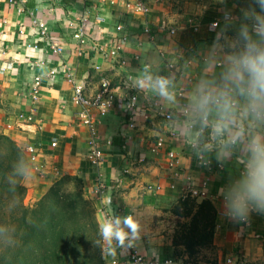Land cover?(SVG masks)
<instances>
[{"label":"crops","instance_id":"0c3cea01","mask_svg":"<svg viewBox=\"0 0 264 264\" xmlns=\"http://www.w3.org/2000/svg\"><path fill=\"white\" fill-rule=\"evenodd\" d=\"M18 1L21 4L13 6L9 0H0V130L21 148L31 142H40L44 154L42 160L46 165L60 168L61 176L81 178L88 198L97 207L99 222L117 206L122 208L121 216L131 214L139 219L142 231L136 244L145 257L172 259L173 264H192L187 256L176 253L172 232L165 230V221L173 216L171 211L177 205L176 201L184 198V180L207 181L209 193L222 198L224 188L239 176L244 161L238 153L228 160L218 159L209 141L202 147L211 149L206 152L214 162L222 164L224 170L201 167V153L186 141L184 133L176 140L167 135L169 126L174 122H167L164 115L177 113L176 105L164 102L146 89L149 98L158 100L161 111L149 109L147 102H142L136 129L127 126L118 105L99 126L100 147L105 156L100 171L87 159L89 130L78 124V108L71 100L73 87L63 79L54 87L44 80L39 103V116L44 121L41 132L31 133L21 129V121L12 128L8 125L16 124L17 115L28 112L30 108L26 93L39 72L29 63L47 61L56 68L62 63L51 52H40L30 47L34 41V20L46 23L52 38L65 50V62L80 82L88 85L91 93L98 89L102 74L111 78L117 87L123 75L134 76L148 65L154 74L173 78L177 99L183 103L201 76L213 73L212 68H204V57L218 40L221 45L225 43L218 32L214 34L209 30L216 17L207 6H202L204 2L200 7L189 3L191 0H147L150 12L146 15L132 14L127 9V2L132 0ZM98 14L103 15L106 21L99 29H92L88 52L78 57L75 53L77 44L72 39L76 22L85 16L92 19ZM119 24L125 26L127 36L121 54L123 66L118 61H105L91 50L94 43L101 44L118 37L115 27ZM20 26L25 27L24 37L18 34ZM146 29L152 33H144ZM10 64L11 68L6 72L1 71L2 67ZM168 64L174 65L175 69L169 70ZM96 67L102 68L103 73H98ZM45 71V68L40 69L41 73ZM180 92L183 93L182 98L178 96ZM148 113L151 114L150 119L146 117ZM207 135L206 132L205 138ZM159 138L166 140L167 147L154 155L150 149ZM53 141H58L56 149L51 147ZM169 152L175 153L179 159L175 169L169 168L166 156ZM25 157L27 172L24 184L30 195L40 198L50 184L31 172L32 163L27 154ZM141 159L145 161L140 162ZM124 168H128L130 173L125 175ZM99 172L108 182H116L117 187L105 198L96 200L93 189ZM149 185H159L162 191L151 194L145 190ZM172 185L176 188L172 189ZM211 202L217 211L215 254L213 258H205L197 264H227L228 260H233V264H264V241L255 237L256 234L264 236V214L250 213V225L244 231L241 222L223 215V199ZM156 214L161 216L157 228L154 225ZM103 254L107 264H127L125 255L118 249L115 255Z\"/></svg>","mask_w":264,"mask_h":264},{"label":"clouds","instance_id":"9594fccd","mask_svg":"<svg viewBox=\"0 0 264 264\" xmlns=\"http://www.w3.org/2000/svg\"><path fill=\"white\" fill-rule=\"evenodd\" d=\"M254 2L260 11L242 10L243 21L231 38L226 31L237 18L225 12L219 32L225 43L218 40L204 57V68L213 73L202 75L183 103L173 78L154 74L148 65L130 77L138 90H150L177 106L174 126L198 153L210 151L202 145L211 141L218 159L239 154L244 161L239 176L222 193L223 215L238 222L247 221L252 212L264 214V0ZM141 231L134 215L111 214L98 223L100 239L95 243L102 253L115 255L118 248L134 247Z\"/></svg>","mask_w":264,"mask_h":264},{"label":"built area","instance_id":"2783aa9c","mask_svg":"<svg viewBox=\"0 0 264 264\" xmlns=\"http://www.w3.org/2000/svg\"><path fill=\"white\" fill-rule=\"evenodd\" d=\"M90 1V0H87ZM9 3L13 6L21 4L18 0H9ZM112 4H114L112 2ZM126 7L132 14H142L146 15L150 12V8L147 0H132L128 1ZM232 15V14H231ZM233 16V15H232ZM234 17V16H233ZM106 21L105 17L101 14L96 15L94 18L83 17L79 22H76L77 26L73 33L72 39L76 42L77 46L75 53L78 57L85 56L88 52V46L91 43V32L94 28H100L102 24ZM225 23L224 16L220 20L214 21L209 30L213 33H216L219 27ZM34 41L32 47L37 51H49L52 55L57 56L61 59L62 63L59 68L53 67L49 62L44 61H34L30 62V66L38 71L36 78L30 83L26 96L30 100V108L28 112H23L19 115V121H21L23 127L21 129L26 130L31 133H39L44 129V121L39 116V103L42 97L44 80H48L50 86L54 87L57 85L61 79L69 82L73 87L72 93V103L78 108L76 113V120L78 124L85 126L89 130L90 137L88 139V160L89 162L100 171L101 166L104 163L105 156L100 147L101 143V134L99 131V126L101 121L108 117V115L120 105L123 116L126 119L127 126L130 129H136V121L141 110L142 102H147L146 107L149 109L161 111L158 100L153 97L149 98L148 93L143 90H138L134 87L133 81L130 79L132 75L125 74L120 80L118 86H114L113 81L107 75L102 74V68L96 67L98 73H101V78L99 81V87L94 92L89 91L88 85L81 83L80 80L75 75L74 71L68 66L65 62L64 57L65 50L59 42H56L52 36L49 27L45 22L34 20ZM75 26L74 24H72ZM18 34L21 37L26 35L25 27L20 26L18 29ZM115 32L119 34L118 37L110 38L104 43H94L91 46V50L100 54L105 61H116L119 62L121 66L124 65L121 54L123 51V45L127 40L125 35V26L119 24L115 27ZM174 33L173 31H171ZM146 34H151V30L146 29L144 31ZM164 55V54H161ZM122 60V61H121ZM169 70H174L175 66L172 64L167 65ZM11 68V64L1 68L2 72H6L7 69ZM45 68V72H40V69ZM120 89V91H119ZM180 98L183 97V93L180 92L178 95ZM64 107V106H63ZM147 119L151 118V114H147ZM165 119L169 123L174 122L173 113H168L164 115ZM34 130V131H33ZM205 131L204 134H206ZM199 134V133H198ZM167 135L170 139L176 140L181 138V132L178 131L177 127L170 125L167 131ZM51 147L56 149L58 147V141H53ZM166 146V140L159 138L151 146V153L157 155L163 150ZM193 147V146H192ZM28 153L31 165V171L42 181H52L53 178L59 175V168L52 166L49 167L45 164L43 159V150L41 144L33 145L28 144L24 149ZM167 159L169 162V168L175 169L178 165L179 159L177 155L173 152L167 153ZM144 159H141L140 162H144ZM199 163L203 168H212L217 170H224L222 164L214 162L208 153L204 151L199 156ZM244 163V162H243ZM242 163V165H243ZM125 175L129 174V169L125 168L123 170ZM179 178L180 175H177ZM180 179V178H179ZM117 183L108 182L103 175L99 172V175L95 181L93 189V198L103 199L106 194L110 193ZM172 189H175L176 186L172 185ZM209 183L207 181L195 182L190 178L184 180V191L190 198H202L205 200L209 199H219L222 200L220 196H212L208 191ZM146 191L151 194H159L162 191V187L159 185H149L146 188ZM112 212V213H110ZM107 216L113 214L121 216V208L118 206L113 211H110ZM242 229L245 231L249 225V220L241 222ZM256 238L264 241V236L261 234H256ZM119 249V248H118ZM122 251L126 257V261L129 264H173V260H163L159 258H148L145 257L138 246L128 248L125 250L119 249ZM227 264H233L232 260H228Z\"/></svg>","mask_w":264,"mask_h":264},{"label":"trees","instance_id":"16d2710c","mask_svg":"<svg viewBox=\"0 0 264 264\" xmlns=\"http://www.w3.org/2000/svg\"><path fill=\"white\" fill-rule=\"evenodd\" d=\"M26 172L21 147L0 131V264H107L101 246L96 254L89 250L92 236L100 239L99 220L83 180L64 177L31 208L24 203ZM175 211L191 221L186 224L189 232L175 241L190 254L189 260L197 249L214 248L217 211L211 201L197 205L187 198ZM77 243L82 251L73 254Z\"/></svg>","mask_w":264,"mask_h":264},{"label":"rangeland","instance_id":"374dc122","mask_svg":"<svg viewBox=\"0 0 264 264\" xmlns=\"http://www.w3.org/2000/svg\"><path fill=\"white\" fill-rule=\"evenodd\" d=\"M200 0H191L189 3H196V6L197 5H200V7H201V3L202 2H204L203 3V5L202 6H207V8H208V11L209 12H211V13H213L214 14V16L216 17V19L217 20H220L223 16H224V14H225V12H228V13H230V14H232L234 17H236L237 19L235 20V22L227 29V31H226V35L229 37V38H231V37H234L235 35H236V30L239 28V25H240V23L243 21V11L242 10H246V9H249V8H255L256 9V11L257 12H259L260 11V9H259V6L258 5H256L255 4V2H254V0H201L200 2H199ZM193 9V8H192ZM237 10H239L240 12H241V15H239L238 13H237ZM234 12H236V13H234ZM224 27H225V23H223L220 27H219V29H218V33L222 30V29H224ZM222 40H223V38H222ZM110 62H113V63H115V61H110ZM27 97V96H26ZM28 98V97H27ZM23 113V112H22ZM22 113H20V114H22ZM19 114V115H20ZM19 115H17L18 117H17V121H16V124L14 123V124H9L8 125V127L9 128H12L13 126L15 127V126H17L18 125V123H19ZM1 131V130H0ZM2 132V131H1ZM3 133V132H2ZM39 143L40 142H31V143H29V144H33V145H39ZM28 145V144H27ZM26 145V146H27ZM26 146L24 147V148H21L22 149V151H23V153H24V155L25 154H27L28 155V153L27 152H25L23 149H25L26 148ZM89 152V151H88ZM26 158V157H25ZM87 159H88V155H87ZM105 161V160H104ZM93 166V165H92ZM125 169V168H124ZM123 169V170H124ZM32 170V169H31ZM59 170V175L58 176H56L55 178H53L52 179V181H46V183H49L50 185H49V189L47 190V192L58 182V181H60V180H62L64 177H66V176H70V175H66V176H61V170H60V168L58 169ZM32 172V171H31ZM35 175V174H34ZM36 176V175H35ZM25 185V184H24ZM72 187H75V184H72ZM116 187H117V184L115 185V187L112 189V191L111 192H113L115 189H116ZM147 188V187H146ZM146 190V189H145ZM46 192V193H47ZM110 192V193H111ZM46 193L43 195V196H41L40 198H37V197H35V195H30L29 194V192L27 191V195H26V197H25V204L28 206V207H35V205L46 195ZM86 193V192H85ZM187 192H185L184 191V198H182V199H180V200H178V201H176V204H179L180 203V201L182 202V201H185L187 198H190L187 194H186ZM87 194V193H86ZM109 194V193H108ZM108 194H106V196L108 195ZM105 196V197H106ZM87 197H88V195H87ZM104 197V198H105ZM217 197V195H215V197L214 198H216ZM191 199H193V198H191ZM90 200V199H89ZM95 200V199H94ZM97 200V199H96ZM194 200H196V202H197V205H198V203L199 204H201V201L200 200H205V199H202V198H200V197H198V198H195ZM211 200H217V199H209V201H211ZM91 201V200H90ZM200 201V202H199ZM92 202V201H91ZM203 202V201H202ZM93 203V202H92ZM93 205L95 206V204L93 203ZM177 206V205H176ZM176 206L174 207V209H172V211H171V213L173 214V216L172 215H170L169 217V219L168 220H166L165 221V230H167V231H171L172 232V235H173V240H174V247H175V251H176V253L177 254H182V255H185V256H187L188 258L190 257V254H188L187 252H185V248L184 247H180V248H178V246H176V244H175V241H176V239H178V238H180L181 236H183L184 234L186 235L189 231V229H190V227H188V225H186V224H189L191 221L189 220V219H187V218H184V217H180L178 214H177V212L175 211L176 210ZM95 208H96V211H97V216H98V210H97V207L95 206ZM119 208H121V207H119ZM114 209H116V208H114ZM121 211H122V208H121ZM196 212H197V208L194 210V213H193V215H192V218H193V216L196 214ZM110 213H112V212H110ZM121 214H122V212H121ZM191 217V216H190ZM158 218H161V216L160 217H158V215L156 214V217H155V220H154V225H155V227L157 228L158 226H159V221H158ZM99 220V219H98ZM189 222V223H188ZM150 227H152V226H150ZM92 244L94 243V246L91 248V249H89V250H91V251H93V254H96V248H98V245L95 243L96 242V239H95V237L94 236H92ZM204 240H208V237L207 238H205ZM136 246H138L137 244H136ZM119 250V249H118ZM82 251V249L80 248V246H79V244L77 243V247L75 248V250H74V253L73 254H77V253H79V252H81ZM122 252V251H121ZM104 253V252H103ZM198 253V254H197ZM72 254V259H73V255ZM124 254V253H123ZM214 254H215V251H214V248H208V249H197V251H196V254H194L193 256H192V258H191V263L192 264H197V263H199L200 261H203L205 258L207 259L208 257L209 258H213L214 257ZM0 256H1V254H0ZM204 256V257H203ZM161 261H163L164 259H161V258H159ZM233 261V260H232ZM127 262V261H126ZM127 264H129L128 262H127Z\"/></svg>","mask_w":264,"mask_h":264}]
</instances>
